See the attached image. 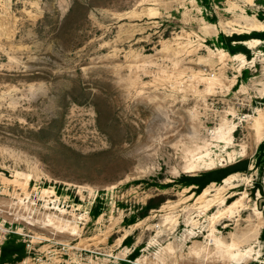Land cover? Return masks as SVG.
<instances>
[{
    "label": "rangeland",
    "instance_id": "rangeland-1",
    "mask_svg": "<svg viewBox=\"0 0 264 264\" xmlns=\"http://www.w3.org/2000/svg\"><path fill=\"white\" fill-rule=\"evenodd\" d=\"M258 25L264 0H0V264H264Z\"/></svg>",
    "mask_w": 264,
    "mask_h": 264
},
{
    "label": "trees",
    "instance_id": "trees-1",
    "mask_svg": "<svg viewBox=\"0 0 264 264\" xmlns=\"http://www.w3.org/2000/svg\"><path fill=\"white\" fill-rule=\"evenodd\" d=\"M206 183H207V181L206 182H200L199 179H196V177H192V179H190L189 185H191V184L197 185L198 186V191H199L201 188L205 187Z\"/></svg>",
    "mask_w": 264,
    "mask_h": 264
},
{
    "label": "bare ground",
    "instance_id": "bare-ground-1",
    "mask_svg": "<svg viewBox=\"0 0 264 264\" xmlns=\"http://www.w3.org/2000/svg\"><path fill=\"white\" fill-rule=\"evenodd\" d=\"M261 26H256L254 28H252V31L250 32L251 35H260L262 33H264V29L260 28ZM246 35V34H245Z\"/></svg>",
    "mask_w": 264,
    "mask_h": 264
}]
</instances>
